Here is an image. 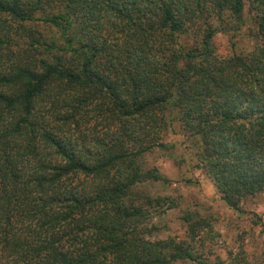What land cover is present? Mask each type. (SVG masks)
<instances>
[{
	"label": "trees",
	"instance_id": "16d2710c",
	"mask_svg": "<svg viewBox=\"0 0 264 264\" xmlns=\"http://www.w3.org/2000/svg\"><path fill=\"white\" fill-rule=\"evenodd\" d=\"M246 5L252 45L220 55ZM170 113L229 207L264 190V0H0V264L194 259L134 190L164 179L141 163Z\"/></svg>",
	"mask_w": 264,
	"mask_h": 264
},
{
	"label": "rangeland",
	"instance_id": "374dc122",
	"mask_svg": "<svg viewBox=\"0 0 264 264\" xmlns=\"http://www.w3.org/2000/svg\"><path fill=\"white\" fill-rule=\"evenodd\" d=\"M251 10L252 6H245L246 23L238 31L214 34L213 43L220 55L250 48ZM174 115L170 113L172 125L163 132L162 145L146 153L141 163L156 168L164 179L145 180L134 188L142 194L166 196L167 204L172 202L170 207H156L151 213L149 237L181 241L192 249L194 259L170 264H228L229 253L240 250L252 263L264 264V190L243 198L237 210L229 207L206 170L198 166V138L183 130ZM187 215L207 222L199 239L189 238V224L184 220Z\"/></svg>",
	"mask_w": 264,
	"mask_h": 264
}]
</instances>
